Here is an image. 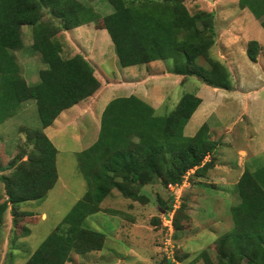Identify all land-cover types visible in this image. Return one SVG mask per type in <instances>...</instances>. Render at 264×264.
I'll list each match as a JSON object with an SVG mask.
<instances>
[{
	"label": "trees",
	"instance_id": "1",
	"mask_svg": "<svg viewBox=\"0 0 264 264\" xmlns=\"http://www.w3.org/2000/svg\"><path fill=\"white\" fill-rule=\"evenodd\" d=\"M92 1L0 0V123L13 116L23 101L32 99L45 128L61 111L98 91L101 81L93 65L81 53L64 57L61 42L55 38L62 29L92 21L108 32L122 67L171 59V71L183 75L182 80L195 76L206 85L232 89L229 69L210 55L216 37L211 12L191 13L181 0H106L112 11L100 15ZM238 5L247 8L264 29V0H238ZM45 11L59 21L44 20ZM23 25L30 26L31 49L45 66L34 84L21 76L14 54L23 45ZM261 49L256 40L248 41L249 60L256 62ZM200 102L197 95L183 93L173 109L159 115L134 94L109 100L100 114L96 140L78 153L87 190L24 264H64L72 260L71 252L101 250L104 234L84 222L113 188L139 200L144 196L136 185L153 183L156 178L165 185L181 183L191 169V179L203 177L212 165L205 157L212 156L219 142L210 138L206 123L192 136L183 133ZM27 137L33 145L26 159L12 158L11 172L1 175L6 201L0 212L9 204L15 224L18 215H26L17 209L18 204L43 199L57 181L53 143L43 130ZM234 187L238 201L230 210L233 226L215 240L218 260L213 263L205 250L196 258L205 264H264V165L245 168ZM177 219L172 216L175 230L180 228Z\"/></svg>",
	"mask_w": 264,
	"mask_h": 264
},
{
	"label": "rangeland",
	"instance_id": "2",
	"mask_svg": "<svg viewBox=\"0 0 264 264\" xmlns=\"http://www.w3.org/2000/svg\"><path fill=\"white\" fill-rule=\"evenodd\" d=\"M98 1H92L91 5L100 15H106L112 10V6L106 0H101L103 5L98 4ZM181 1L191 13L204 10L214 14L212 22L216 23L217 28L228 14L231 19L238 18V15L236 16L240 8L238 0ZM246 13L250 18L254 16L248 9ZM241 17L245 19L244 16ZM48 19L53 22L59 21L45 11L44 20ZM242 24L246 35H254L252 19L251 22L242 21ZM198 27H201L199 23ZM86 28L87 25H83V30ZM232 30L233 38L244 33L241 25L238 27L234 25ZM103 31L96 30L93 31L94 34L87 32L81 35V38L80 34L77 35L75 38L79 40L78 46L74 42L72 30L67 31L65 35L68 43L65 40L63 43L59 32L55 36L61 42V53L64 57H70L80 50L86 55L85 58L88 57L87 60H93L97 64L96 74L104 87L87 99L89 109L86 114L81 116L80 114L84 112L78 114L80 108L73 106L61 111V115L53 124L42 128L37 105L34 100L29 99L20 104L13 116L0 123V206L6 201L1 175H9L11 172L9 162L12 158L23 156L22 159H26L27 153L32 149L33 144L30 142L32 139H29L27 134L32 138L35 131L43 130L58 150L55 159L57 181L46 196L43 199L19 203L17 209L26 212V215H18L17 224L13 222L9 204L0 212V264H24L87 190L85 178L79 168L78 153L91 146L98 136L97 115L100 108L102 109L117 93L119 95L125 93L118 87L110 91L106 85L108 80L106 77L126 75L125 77H130L127 78L128 81L131 79L134 82L131 83L132 88L129 90L132 93L155 99L160 97L155 91L164 83L155 82L146 76L160 73L154 71L157 68L154 67V62L148 65L121 67L116 61L110 36L106 30ZM21 35L23 45L14 51L15 59L26 83L34 84L38 81L39 70L45 66L39 60L38 53L31 49L33 36L30 26L24 29ZM217 36L220 37L219 31ZM220 42L219 40L218 43ZM230 44L227 47H230ZM211 49L210 55L213 52ZM212 54L214 56L215 53ZM233 56L238 63L235 62L237 67L233 65L232 68L234 67L233 70L237 68L238 74L231 71L230 64L234 62L217 59L229 68L231 81L236 89H222L221 94L216 97L212 87L194 76H189L186 77L188 81L181 85L167 86L168 96H165L167 101L160 106L154 103V106L157 114L164 115L174 108L183 93L197 95L206 105L203 108V114L206 115L196 116L198 111L196 110L188 125L186 124L185 134L192 135L206 122L210 137L224 140L227 136L232 142L233 149L226 146L223 157L229 156V160L235 162L238 160L236 153L241 150L238 152L242 158L238 161L239 166L230 168L238 170L247 166L253 170L264 165V58L252 62L244 53L241 55L234 53ZM230 59L233 60L231 56ZM165 63L171 65V60L163 62ZM199 63L204 64V60L200 59ZM164 68L160 65V69ZM119 69L124 71L120 73ZM166 78H168L166 84H169L174 82L176 77L169 75ZM248 87H251L250 92L240 93L247 91ZM241 103L247 104L244 121L239 117L238 109ZM222 146L219 144L218 148ZM209 160L212 163L209 169H212L217 161L216 156ZM239 171L242 173L244 170L241 168ZM207 172L203 177H199L202 180L194 177L191 179L186 173L181 183L165 185L161 183V178H156L153 183L139 187L136 185L134 188L144 196L139 200L126 197L117 188H113L99 204V210L87 216L84 222L86 227L104 234L102 249L85 254L71 252L72 260L64 264H205L203 259L196 258L202 250L207 251L211 261L215 263L218 260V246L215 240L233 226L230 210L238 200L235 198L237 194L234 184L228 183L225 187L220 185V171ZM170 214L171 224L172 216L175 220L177 215L179 229L175 230L173 225L170 231L168 230L169 225L166 224L164 217H169ZM23 227L27 228L28 232H25Z\"/></svg>",
	"mask_w": 264,
	"mask_h": 264
},
{
	"label": "crops",
	"instance_id": "3",
	"mask_svg": "<svg viewBox=\"0 0 264 264\" xmlns=\"http://www.w3.org/2000/svg\"><path fill=\"white\" fill-rule=\"evenodd\" d=\"M94 1H97V0H94ZM99 3H101L102 4V2H101V0H99L98 1V4ZM103 5V4H102ZM95 9V8H94ZM246 9L247 8H239V10L237 11V13H236V16L238 15V18L236 19V22H235V19H231V16H230V14H228L227 15V17H226V19L224 20V22L223 23H220L219 24V26H218V28H217V26H216V23H214V26H215V31H216V37H215V44L211 47L212 49H213V52L212 53H215L214 54V56L213 57H215V58H219V59H224V61L225 62H234V63H232V64H230V66H231V71H235L236 72V74H238L239 73V71H238V69L236 68V69H234L233 70V68H232V66L233 65H235L236 67H237V65L235 64V62H237L238 63V61L237 60H235L234 59V53H239L240 55L241 54H245L246 56H247V54H246V45H247V42L248 41H250V40H256L257 42H259V44L262 46V49H261V51H260V53H259V55L257 56V60L259 61L260 59H262V58H264V29H263V27L261 26V24H260V22H256L255 20H254V16L253 17H249V15L246 13ZM96 10H98V9H96ZM110 12L109 13H111V11L112 10H109ZM108 13V14H109ZM241 16H244V18L245 19H243ZM249 17V18H246V17ZM216 17V16H215ZM232 17H234V16H232ZM251 19H252V21H253V24H254V35H252V36H249V35H246V33H245V31H244V28H243V24H242V21H245V23H246V21H248V22H251ZM87 25V28L86 29H84L83 30V25ZM85 24H82V25H79V26H76V27H73V28H70V29H66V30H61L59 33H60V37L62 38V40H63V43H64V40L66 41V34L68 33L67 31H69V30H72L73 32H72V34L74 35V42H75V44H76V46H78L79 45V40L78 39H76L75 37L77 36V35H79L80 36V38H81V35L83 36L84 34H86L87 32L88 33H93L94 34V32L93 31H103V30H106V29H102V28H97L96 26H95V24H94V21H92V22H89V23H85ZM235 26H237L238 27V25H241V30H243V32L244 33H241L239 36H236L235 35V38H233L232 37V32H233V30H232V28L234 27V25ZM27 27L29 28V26H25V25H23L22 27H21V32L23 33V31H24V29H27ZM91 27H92V29H91ZM30 30V29H29ZM217 31H219L220 32V37L219 36H217ZM104 32V31H103ZM75 33V34H74ZM106 33H107V31H106ZM100 34H102V33H100ZM244 35H245V38H244ZM106 36V35H105ZM110 38V37H109ZM244 39V40H243ZM111 40V39H110ZM221 41L220 42V44L218 43V41ZM232 41V42H231ZM67 42V41H66ZM68 43V42H67ZM112 43V42H111ZM231 43V44H230ZM230 44V47H227V45H229ZM112 45H113V43H112ZM211 49V50H212ZM75 53H81L80 52V50L79 51H77V52H75ZM211 53V56L213 55ZM82 54V53H81ZM83 56H86V55H84V54H82ZM114 55H116L115 53H114ZM219 55H222L223 57L221 58V56H219ZM230 56L233 58V60H231L230 59ZM86 58H88V57H86ZM169 60H171V59H157V60H154V61H151L150 63H153L154 65V67H157L154 71H157V72H160V73H154V74H149V75H146L149 79H154L155 80V82H157V81H162V83H164V85L163 86H161L160 87V89H157L155 92H158V95L160 96V97H157V99H155V98H151L150 96H148V97H145L144 95V97L143 96H141V95H139V94H137V93H132L131 91H129L131 88H132V86H131V83H134V82H132L131 81V79L128 81L127 80V78H130V77H125L126 75H123V76H112V78H108V77H106L108 80L106 81V85H107V87H108V89L110 90V91H113L115 88H120L121 90H124L125 91V93L123 94V96H128V95H130V94H134V95H137L138 97H140V98H142V99H144L146 102H148L151 106H153L154 107V109L156 110V107L154 106V103L156 104V105H161L162 103H164V101H167V98L165 97V96H168L167 94H168V90H167V86H170V85H181V84H183V83H185L186 81H188V78H185L184 79V81L182 80V78H183V75H181V74H177V73H173L172 71H171V65H166V63L165 64H163V62H169ZM89 61V60H88ZM116 61L118 62V60H117V57H116ZM92 65H93V67H94V69H95V75L98 77V75L96 74V72H97V64L92 60V61H89ZM103 64V63H102ZM119 64V63H118ZM149 64V63H148ZM148 64H145V65H148ZM140 65H143V64H140ZM140 65H136V66H140ZM160 65H162V68L163 67H165L163 70L162 69H160ZM135 66V65H134ZM122 67V66H121ZM146 67V66H145ZM124 68H127V67H124ZM229 69V68H228ZM119 71H120V69H119ZM122 71H124V69H122ZM122 71H120V73L122 72ZM103 73V72H102ZM104 74V73H103ZM169 75H172V76H175L176 78H175V81L174 82H171V83H169V84H166V82H167V79L168 78H166V77H169ZM142 77H143V74L141 75V79H142ZM189 77V76H188ZM195 77V76H194ZM98 79H99V77H98ZM100 80V79H99ZM101 81V80H100ZM128 81V82H127ZM139 83H141V81L139 82ZM209 86V85H208ZM104 87V85H103V83L101 82V87L98 89L99 91H100V89L101 88H103ZM210 87H212V86H210ZM251 87H248L246 90L247 91H245L244 90V92H240V93H242V94H245V93H248V92H250L251 91V89H250ZM254 88V87H253ZM225 90L224 88H219V87H212V92H214L215 93V96L216 97H218V94H221V90ZM234 89H236V87L233 85V87H232V89H228V90H234ZM227 90V89H226ZM96 93H97V91L94 93V95H96ZM122 94L121 95H119V93H117V95H114L113 96V98L116 96V97H118V96H122ZM93 95V96H94ZM90 98V97H89ZM89 98H87V99H89ZM87 99H85V100H82V101H80L79 103H77V104H75V105H73V106H76V107H79L80 109L78 110V114H80L81 112H84V113H81L80 115L81 116H83L84 114H86L87 113V111H88V109H89V102H86L87 101ZM204 102H203V99H201V102H200V104L198 105V109L196 108V110H198L197 111V113H196V116H205L206 114H203L204 113V111H203V108L206 106L205 104H203ZM72 106V107H73ZM105 106V105H104ZM71 108V107H70ZM70 108H68V109H70ZM104 108V107H103ZM103 108L101 109L100 108V110H99V113H98V115H97V119H98V128H99V119H100V114H101V112H102V110H103ZM68 109H65V111L66 110H68ZM239 111H240V116L239 117H241V119L244 121V119H245V114H246V111H247V104L246 103H241V106L239 107V109H238ZM63 112V111H62ZM62 112H60L59 113V115L55 118V120L61 115V113ZM193 112V113H194ZM195 113L194 114H192L191 115V117L193 116V115H195ZM190 117V118H191ZM189 118V119H190ZM55 120L51 123V124H53L54 122H55ZM189 121V120H188ZM188 121H187V125H188ZM204 123H206V122H204ZM50 124V125H51ZM185 124V126H184V129H183V133H184V135H186L185 134V131H186V127H187V125ZM203 124V123H202ZM200 127V126H199ZM198 127V128H199ZM193 128L191 127V130H192ZM197 130H195L193 133H192V135L196 132ZM227 132L229 133L230 132V130H227ZM192 135H186V136H192ZM212 140H216L217 142H219L218 143V145H217V147H216V149H215V151H214V153L212 154V156L213 157H215L216 156V162L214 163V166L212 167V169H209L208 170V172H210L211 170H214V171H220V177H221V186H223V187H225L226 186V184H228V183H232V184H234L235 185V183H236V181L238 180V178L240 177V175L239 174H242V173H240V171L239 170H241V168L244 170L245 168H247V166H243V167H240L238 170H233V169H231L230 167H237V166H239V164H238V161H240V159H242L241 158V156L238 154V152L239 151H241V150H239V151H237V156H238V160L237 161H235V162H231L229 159V156H226V157H223L222 156V154L223 153H225L226 152V149H227V147H231V149H233V147L231 146V144H232V142H230V139L226 136L225 137V139L223 140V139H221V138H218V139H214V138H212V136L210 137ZM219 144H221V145H223L221 148H218L219 147ZM227 146V147H226ZM230 149V150H231ZM58 151V150H57ZM212 156H210V155H207L206 157H205V161L208 159L209 160V158L211 159V158H213ZM244 156H246V154L244 155ZM208 157V158H207ZM220 158H222L221 160H220ZM245 159V158H244ZM226 163H227V165H226ZM231 163H232V165H231ZM240 163V162H239ZM229 165V166H228ZM193 170L194 169H191L189 172H187L188 173V175H190L192 172H193ZM207 172V173H208ZM230 177H232V179H229ZM197 180H202L201 178H197Z\"/></svg>",
	"mask_w": 264,
	"mask_h": 264
},
{
	"label": "built area",
	"instance_id": "4",
	"mask_svg": "<svg viewBox=\"0 0 264 264\" xmlns=\"http://www.w3.org/2000/svg\"><path fill=\"white\" fill-rule=\"evenodd\" d=\"M165 216V214H164ZM164 219H166V224L169 225L167 226L168 230L170 231L171 227H172V224H171V214L169 215V217H164Z\"/></svg>",
	"mask_w": 264,
	"mask_h": 264
}]
</instances>
